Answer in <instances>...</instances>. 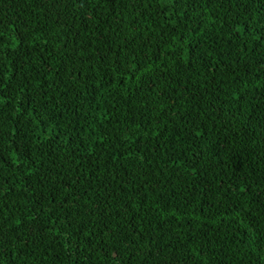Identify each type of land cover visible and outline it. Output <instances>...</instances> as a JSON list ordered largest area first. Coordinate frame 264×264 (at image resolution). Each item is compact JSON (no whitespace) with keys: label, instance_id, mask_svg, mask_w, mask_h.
Wrapping results in <instances>:
<instances>
[{"label":"trees","instance_id":"trees-1","mask_svg":"<svg viewBox=\"0 0 264 264\" xmlns=\"http://www.w3.org/2000/svg\"><path fill=\"white\" fill-rule=\"evenodd\" d=\"M0 264H264V0H0Z\"/></svg>","mask_w":264,"mask_h":264}]
</instances>
